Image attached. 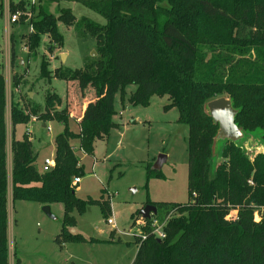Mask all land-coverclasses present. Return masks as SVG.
Here are the masks:
<instances>
[{
    "label": "trees",
    "instance_id": "1",
    "mask_svg": "<svg viewBox=\"0 0 264 264\" xmlns=\"http://www.w3.org/2000/svg\"><path fill=\"white\" fill-rule=\"evenodd\" d=\"M60 1L37 0L36 6L29 1L15 5L10 0V16L16 9L30 14L31 31L24 36L30 57L44 36L50 51L63 45L58 23L73 25L94 38L98 57L81 69L56 70L52 75L68 87L65 107L54 113L63 131L54 138L53 169L38 170V155L26 134L15 139L17 126H26L33 116L46 123L48 112L38 114L32 106L27 113L20 101L12 102V202L63 205L61 229L54 239L60 249L65 244L119 243L113 239L114 232L107 240H96L68 230L75 226L74 210L83 215L87 207L98 206L103 219L111 216L108 202L76 197L72 180L84 173L70 142L78 141L79 149L92 156L95 142L118 127L112 122L116 95L122 103L126 88L135 86L127 100L130 105L147 107L151 97L167 96L164 110L175 108L177 122L188 128V200L175 204L147 198L160 222L173 214L161 240L150 235V220H144L146 239L135 237L137 251L131 264H264V154L254 155L251 161L239 147L225 142L221 162L211 173L218 125L205 111L209 101L228 98L237 110L236 126L247 134L259 132L264 144V0H64L99 15L103 25L85 18L75 23L69 9H59L58 16H53L48 8ZM13 43L11 65L15 63ZM39 74L42 79L50 77L45 61ZM12 85L15 90L19 85L15 75ZM51 97H46V108L52 105ZM5 111V82L0 73V264H9ZM71 118L78 133L68 127ZM147 167L145 189L150 179L162 178L160 171ZM257 209L262 211L259 223L253 220ZM14 264H20L15 254Z\"/></svg>",
    "mask_w": 264,
    "mask_h": 264
},
{
    "label": "rangeland",
    "instance_id": "2",
    "mask_svg": "<svg viewBox=\"0 0 264 264\" xmlns=\"http://www.w3.org/2000/svg\"><path fill=\"white\" fill-rule=\"evenodd\" d=\"M11 1L15 5L21 1L31 2V0ZM35 3L37 6V0ZM41 4L44 5V2ZM8 7L9 4L5 0L9 28H6L4 19L0 17V73L5 82L6 97L10 263L14 264L15 254L20 264H131L137 251V245L134 244L135 236H140L144 231V221L140 216H136V212L145 205H151L147 202V198L149 202L175 204H185L188 200V128L177 122L178 112L175 108L164 110V107L169 104L167 96H153L147 107H140L130 105L127 101L134 92L135 86L126 88L122 103L119 95H116L114 101L116 114L112 122L118 127L111 130L107 137L95 142L93 155H85L79 149L78 141L70 142L84 173L75 188L76 197L81 200L90 198L108 202L111 207L109 218L114 221V226L110 227L106 224L98 206H89L83 215H79L76 210L73 211L75 226L68 230L73 234L96 240H107L110 233L114 232L113 239L120 242L65 244L60 249L54 243V239L61 229L64 216L63 205L50 206L51 213L56 218V220H50L42 212V206L38 204L23 201L11 202L10 107L12 102L20 101L27 113L32 106L38 109V114L48 112L50 121L42 123L37 120L38 116H33L29 124L17 126L15 130L17 140H20L23 134L27 135L32 143L33 151L38 155L37 168L40 172H44L43 160L54 156V138L63 131V126L56 122L54 113L60 112L65 107V95L68 88L64 81L53 79L52 75L56 70L81 69L85 64H90L94 60L93 52L95 57H98L97 46L94 38L84 36L73 25L68 27L58 23L57 28L63 37V45L56 46L50 51V43L44 36L36 54L30 57L24 38L31 31L29 13H22L16 9L15 15L18 19L15 23H11ZM59 9H69L75 18V23L85 18L99 25L105 24L102 17L76 2L52 3L48 12L57 17L60 13ZM34 15H37L36 9ZM12 41L15 53L14 65H11L10 61ZM62 56H65V59ZM43 61L47 63L50 76L46 79L40 78L39 74L40 64ZM14 75L19 81L16 90L12 85ZM47 96H52L49 103L52 105L46 108ZM42 124L50 127L51 130L42 128ZM68 127L73 133L78 131V126L72 119L68 120ZM254 135L259 137L258 133ZM254 142L251 140L250 146L254 145ZM222 145L223 141L217 138L213 145L211 173L221 162L216 156ZM159 155L166 157V162L160 170L162 178L150 179L145 189L146 167L149 166L147 168L150 170ZM253 157L250 156L251 161ZM172 214L170 213L169 216ZM261 219L262 211L255 210L254 222L259 223ZM158 221L160 222L161 219Z\"/></svg>",
    "mask_w": 264,
    "mask_h": 264
},
{
    "label": "water",
    "instance_id": "3",
    "mask_svg": "<svg viewBox=\"0 0 264 264\" xmlns=\"http://www.w3.org/2000/svg\"><path fill=\"white\" fill-rule=\"evenodd\" d=\"M92 57H95V52L92 53ZM205 111L212 121L218 125V131L213 145L218 138L223 141V145L220 147V150L224 146L225 142H231L235 146L239 147L248 157L254 156L256 153L264 154V144L259 138L260 133L256 132L259 134V137H256L254 133H244L241 128L236 126L234 120L237 110L232 107L228 98L219 97L209 101L205 106ZM251 140H253V142L255 140L256 143L254 142V145L250 146ZM247 141H249L250 144ZM220 150L217 152L218 154L216 158H220ZM165 162L166 157L164 155H159L152 166V170L160 171ZM42 212L50 220H56L55 216H53L51 213L49 205L42 206ZM156 214L157 210L153 205H145L141 210L138 211V215L141 217V219L147 221L151 219V216H156Z\"/></svg>",
    "mask_w": 264,
    "mask_h": 264
},
{
    "label": "built area",
    "instance_id": "4",
    "mask_svg": "<svg viewBox=\"0 0 264 264\" xmlns=\"http://www.w3.org/2000/svg\"><path fill=\"white\" fill-rule=\"evenodd\" d=\"M31 4H35V0H31ZM30 16V14H28ZM17 16L13 15L10 17V22L11 23H15L17 21ZM47 131H50V127H45ZM258 154V153H256ZM55 166V162H54V156L52 158H46L43 160L42 163V167L45 169L44 172H47L51 169H53ZM80 183V178H74L72 180V184L73 186H77ZM170 216H168L163 222H159L155 217H152L151 220L149 221V227H150V235L154 236L155 238L161 240L164 239V232H163V228L166 225V222L168 221ZM144 221V220H143ZM106 224L109 225L110 227L114 226V221L111 218H108V220L106 221ZM144 226H145V221L143 222ZM135 237H139L141 241H144L146 239V235L144 232H142V234L140 236H135Z\"/></svg>",
    "mask_w": 264,
    "mask_h": 264
},
{
    "label": "crops",
    "instance_id": "5",
    "mask_svg": "<svg viewBox=\"0 0 264 264\" xmlns=\"http://www.w3.org/2000/svg\"><path fill=\"white\" fill-rule=\"evenodd\" d=\"M7 2H8V4H9V2H10V0H7ZM62 2H71V1H62ZM2 3H3V15L1 16L3 19H4V23H5V26H6V28L8 27L9 28V26H8V23H7V20H6V8H5V0H2ZM73 3V2H72ZM64 59H65V56H62ZM65 105V104H64ZM5 114H6V111H5ZM8 117H9V115H8ZM72 119V118H71ZM72 120H74V119H72ZM75 121V120H74ZM6 123V122H5ZM75 123H76V121H75ZM6 125V124H5ZM77 125V124H76ZM41 127L42 128H45L46 127V125L45 124H42L41 125ZM76 133H78V131L76 132ZM6 141H7V136H6ZM7 144V143H6ZM10 144H11V141H10ZM8 146V145H7ZM9 152H10V147H9ZM6 153H7V147H6ZM10 157H11V154H10ZM10 166H11V163H10ZM11 171V170H10ZM8 174V173H7ZM10 174H11V172L9 173V176H10ZM11 202H12V200H11ZM7 241L9 242V240H8V214H7ZM9 256V255H8ZM14 259V258H13ZM9 264H11L10 263V259H9Z\"/></svg>",
    "mask_w": 264,
    "mask_h": 264
}]
</instances>
